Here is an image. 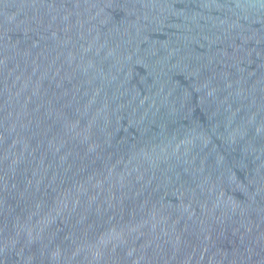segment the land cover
<instances>
[{
  "label": "water",
  "instance_id": "obj_1",
  "mask_svg": "<svg viewBox=\"0 0 264 264\" xmlns=\"http://www.w3.org/2000/svg\"><path fill=\"white\" fill-rule=\"evenodd\" d=\"M0 264H264V0H0Z\"/></svg>",
  "mask_w": 264,
  "mask_h": 264
}]
</instances>
